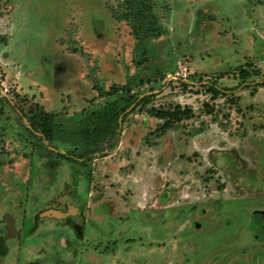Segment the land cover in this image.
<instances>
[{
  "label": "rangeland",
  "instance_id": "374dc122",
  "mask_svg": "<svg viewBox=\"0 0 264 264\" xmlns=\"http://www.w3.org/2000/svg\"><path fill=\"white\" fill-rule=\"evenodd\" d=\"M131 1L0 0V220H38L24 263L64 264L87 220L90 264H264V0H146L163 33L141 63ZM132 100L114 149L51 162L45 148L83 151L94 113ZM35 106L52 147L21 134Z\"/></svg>",
  "mask_w": 264,
  "mask_h": 264
},
{
  "label": "trees",
  "instance_id": "16d2710c",
  "mask_svg": "<svg viewBox=\"0 0 264 264\" xmlns=\"http://www.w3.org/2000/svg\"><path fill=\"white\" fill-rule=\"evenodd\" d=\"M127 12H125L126 21L129 23L131 34L134 38V47H133V60L137 63L143 61L145 56V47L147 42L152 37H159L163 33L161 26L159 25V20L150 4H147L146 0H133L128 3L126 7ZM209 90L214 93H220L222 90L214 88L213 86H208ZM136 100L129 101L125 108H121L118 105L117 101H113L109 104H106L101 109L97 110L94 113V126L86 134H88L89 143L87 148L83 151H80L76 154L73 152H67L65 154L54 153L55 150H45L52 154L53 164L59 158L74 160L76 164L86 163L91 161L95 153H98L101 150V146L105 141L110 142L108 148L114 149L117 145L118 140V129L123 120V114L125 110L131 107ZM163 117L168 116L172 119H178V115H184V112H173L169 114H160ZM28 125L21 126L20 130L23 136L33 137L36 139L35 143L38 146H42L45 143H50L51 147L56 140V132L58 131V126L53 122V119L50 114L44 112L38 106H35L29 114L24 115ZM21 123V120H19ZM22 124V123H21ZM83 136V135H81ZM86 136V138H87ZM47 147V146H45ZM102 154V153H101ZM52 164V165H53ZM52 167L51 164L48 165V168ZM38 218V217H37Z\"/></svg>",
  "mask_w": 264,
  "mask_h": 264
},
{
  "label": "flooded vegetation",
  "instance_id": "af4514ba",
  "mask_svg": "<svg viewBox=\"0 0 264 264\" xmlns=\"http://www.w3.org/2000/svg\"><path fill=\"white\" fill-rule=\"evenodd\" d=\"M37 221L38 220H33L31 225H29L26 223V220H21V223L17 225L16 220H0V264H42L40 261L44 256H46L45 252L37 253L35 251L34 254L31 253L34 255V259H30L26 263H24L21 259L24 250L23 246L25 247L27 244H30V249H28L32 250V247L36 244L35 239L33 238V232L37 228ZM70 221L71 220H66V224H68V226L71 224ZM86 223L87 220H85V222L82 220L79 224H72L73 226L70 229L74 232V235L70 238L71 241L68 238H64L65 240L62 243L63 246H61V249L58 250L62 255L61 260L64 264H90L89 261H86L83 258L84 255L80 253L85 248L86 237V232H83L85 230L82 229L83 226L81 224ZM263 226L264 223L262 227ZM124 241V244H129L128 241H130V239L125 237ZM116 242H114V244H116ZM110 246H108L107 243H104L103 247L113 249V247H116L117 244L111 247Z\"/></svg>",
  "mask_w": 264,
  "mask_h": 264
},
{
  "label": "water",
  "instance_id": "95a60500",
  "mask_svg": "<svg viewBox=\"0 0 264 264\" xmlns=\"http://www.w3.org/2000/svg\"><path fill=\"white\" fill-rule=\"evenodd\" d=\"M259 214L261 216H263L264 218V212H259ZM43 215H51V216H54V217H57V218H62V217H65L67 215V213H61L57 210H49V211H46L45 213H43Z\"/></svg>",
  "mask_w": 264,
  "mask_h": 264
}]
</instances>
